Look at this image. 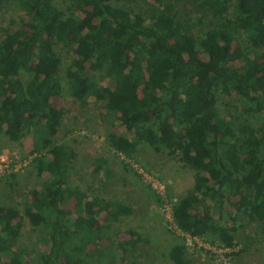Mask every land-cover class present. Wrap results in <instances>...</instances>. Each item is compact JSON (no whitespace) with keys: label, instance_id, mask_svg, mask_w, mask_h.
Returning <instances> with one entry per match:
<instances>
[{"label":"trees","instance_id":"trees-1","mask_svg":"<svg viewBox=\"0 0 264 264\" xmlns=\"http://www.w3.org/2000/svg\"><path fill=\"white\" fill-rule=\"evenodd\" d=\"M132 1L0 0V17L11 7L20 15L0 35V140L31 136L32 166L46 174L24 209L46 247L34 264H92L90 248L133 213L71 183L76 154L55 140L65 114L53 104L63 95L61 66L71 101L103 102L106 121L120 127L110 149L133 159L148 147L197 173L172 208L180 230L232 248L236 226L215 218L230 197L248 221L264 224V0H190L209 16L201 33L179 18L177 0H155L149 12ZM230 95L237 105L221 114ZM105 165L97 159L94 172L109 177ZM22 228L19 211L0 205V264H31L18 247ZM138 240L118 246L121 260ZM168 259L191 264L179 243Z\"/></svg>","mask_w":264,"mask_h":264},{"label":"rangeland","instance_id":"rangeland-1","mask_svg":"<svg viewBox=\"0 0 264 264\" xmlns=\"http://www.w3.org/2000/svg\"><path fill=\"white\" fill-rule=\"evenodd\" d=\"M65 8V0H59ZM176 12L179 18H191L194 33H201L207 26L208 14L200 12L190 0H177ZM155 0H134L130 7L143 11ZM203 15L201 24L197 17ZM20 20L19 13L11 7L0 17L1 31L13 28V22ZM64 59V63H68ZM63 95L54 99L57 109L65 114L62 126L55 137L59 143L72 147L76 158L70 170V180L90 197L119 202L133 209L131 216L122 217L112 223L105 231L104 239L90 248L92 264H172L168 252L174 244H184L187 258L191 264H264V224L248 221L238 212L233 203L237 198L223 200L222 209L215 218L227 226H236L234 246L230 250L222 249L221 244L210 236L186 245L184 237L174 229L172 207L194 188L197 173L191 167L167 154H155L148 147H140L133 159H126L110 149L109 135L120 132L116 122L106 121L104 103L91 99L80 105L71 101L64 79V67L61 66ZM107 85V80H102ZM234 95L224 97L219 110L225 114L236 105ZM33 141L26 136L19 143L0 140V155L9 160L30 161L21 170L14 172V164L9 171L0 175V205L10 206L19 211L23 218V228L18 247L26 254L29 263L34 264L37 254L45 251L41 229L29 224L24 216V209L33 199V191L39 189L41 178L32 166L35 154H32ZM99 158L106 160L104 169L110 172L105 177L104 171L95 173L94 167ZM20 164V163H19ZM104 225V217H100ZM139 239L136 245H125L122 255L118 246L127 241Z\"/></svg>","mask_w":264,"mask_h":264},{"label":"built area","instance_id":"built-area-1","mask_svg":"<svg viewBox=\"0 0 264 264\" xmlns=\"http://www.w3.org/2000/svg\"><path fill=\"white\" fill-rule=\"evenodd\" d=\"M29 162L30 161H21V160L18 161V159H15V161L12 162V164H10L8 159L3 158L0 155V175H1V173L5 172V171H9L10 167H12L13 164H14V167H15L14 172H17L18 170H21L22 167H25ZM172 223H173L174 229L177 230L178 233H180L184 237V239L186 240V242H187L186 245H191L192 243H196L197 244V241L200 240V237L191 236L190 234L180 230L176 226V224L174 223L173 216H172ZM221 247H222V249H225V250L229 249L230 250V248L224 247L223 245H221Z\"/></svg>","mask_w":264,"mask_h":264}]
</instances>
